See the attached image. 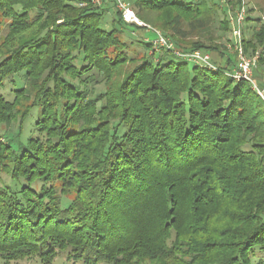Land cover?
<instances>
[{
	"label": "trees",
	"instance_id": "trees-1",
	"mask_svg": "<svg viewBox=\"0 0 264 264\" xmlns=\"http://www.w3.org/2000/svg\"><path fill=\"white\" fill-rule=\"evenodd\" d=\"M243 3L228 0L233 14ZM254 7L248 54L264 52V23L246 35ZM132 9L204 52L222 53L217 24L231 30L216 0ZM104 13L90 0H0V261L264 264L253 261L264 252V102L245 81L150 55V32L131 24L143 34L125 41Z\"/></svg>",
	"mask_w": 264,
	"mask_h": 264
},
{
	"label": "rangeland",
	"instance_id": "rangeland-1",
	"mask_svg": "<svg viewBox=\"0 0 264 264\" xmlns=\"http://www.w3.org/2000/svg\"><path fill=\"white\" fill-rule=\"evenodd\" d=\"M122 1L125 2L126 4H128L132 8L137 0H122ZM192 1L196 2L197 0H192ZM216 1L221 4L222 8H226V9L228 8L227 13H228V18H229V21H230V24H231L230 26H231V29H232V23H231L232 19H231V17L233 16V13L235 12V9L232 8L228 4V0H216ZM91 4H92V6L98 7L101 10L105 11L104 17H103V21H102L105 28L112 29L113 25L115 24L116 28H118L119 30L124 29L122 37H123V39L125 41H134V40L138 39L141 34H143L141 30L135 31L136 33H134L133 27H135V26H131V24H128L126 26L125 25L121 26L117 22V20H116V18H117L116 12H118V11H117V9L115 7V4H114V2L112 0H101V5H95L92 2H91ZM253 4H254V0H244L243 6L240 8V10L242 8H246L245 11H246V15H247L248 14L247 10H249L250 8H253L254 7ZM80 6L81 7H85L86 5L82 4ZM240 10H237L236 13L238 11H240ZM249 16H251L254 21H250L247 24V30H246L247 37H250L251 34H252V31H253L252 30L253 29L252 25L256 26V25H259L260 23H264V11H260L259 9L254 7V10L251 13H249ZM246 18H247V16H246ZM259 19H260V21H258ZM133 25H135V24H133ZM139 27H141V26H139ZM150 27H151L150 29L147 28V27H144V30H146V33L150 32L149 33V37H151V39H154L155 37H157L156 36V32L154 30H156V31H158V32H160V33H162L163 35L166 36L165 32H163L162 30L156 29L155 27H153L151 25H150ZM216 35L217 36H221V39L219 38V40H217V43H218V45H222V47H223L222 48V53L218 52L216 50L213 51V53H211V52H204V51H201L199 49H192V48H190V44L187 43V42H185V44L188 47L187 46L184 47L182 45L180 46L179 44H177V42H175L174 40L170 39L168 36H166V37L169 38L174 43V45L179 49V51H181V52L182 51H184V52L201 51L203 53H208V55L210 57L211 65L214 66V68H215V70H214L215 72H223L225 75H228L232 79H234L236 81H240L241 79H237V78L234 77V75L238 72L237 71V67H238V52H237V50L235 48V45H234V38H233V35H232V30L228 31L227 33H223L219 29V24H217L216 25ZM183 48H188V49H183ZM154 51H157V50H155L153 48V50L149 54L151 55ZM129 52L130 53H141V55H144L142 47L139 46L137 43H134L132 45V47L130 48ZM245 53L248 56H250V57H254V56L257 55V53H259L258 63H256V67L253 69L252 77L254 79V83L253 84H256L259 88H263L264 87V67H261V66L258 67L260 57H262V56L264 57L263 50L260 49V50H258L255 53L248 54L246 52V49H245ZM194 64H195L194 62H190V65L192 67L194 66ZM242 81H245V82L249 83L251 85L252 89L254 90V88H253L254 86L252 85L251 81H248V80H242ZM13 88H14L13 85L10 83V84L6 85V88L3 91V93L6 96V98L9 99V100H12L14 98V95H13V92H12ZM98 88H101V86L98 87ZM34 113H36V112H34ZM35 115H37V113ZM36 119H37V116H34L32 118V120H31L30 124H29L30 120L28 119V121H27V124H29V127H27L29 129L28 131L37 132V130L35 129V120ZM12 128L15 131V134H17L16 133L17 132V129H16L17 126H13ZM25 134L33 135V134H38V133H25ZM3 180L9 185H14V182L12 181V179L9 176H7L6 174L3 175ZM15 187H18V186L15 185ZM69 203H70V201H68L66 199L64 200V206H68ZM260 259H262L263 262H264V252H259L258 258H255L253 261H254V263H257ZM0 264H3V263L0 261ZM20 264H41V262H40L39 259H32V260L23 261ZM54 264H81V263H73V261H70L67 258V254L66 253H64V254L60 253L58 255L57 259L55 260Z\"/></svg>",
	"mask_w": 264,
	"mask_h": 264
},
{
	"label": "built area",
	"instance_id": "built-area-1",
	"mask_svg": "<svg viewBox=\"0 0 264 264\" xmlns=\"http://www.w3.org/2000/svg\"><path fill=\"white\" fill-rule=\"evenodd\" d=\"M115 4L117 11H119L122 15V19L127 24H135L138 26H143L147 28H151L150 25H147L144 22H141L137 17L136 12L125 2L122 0H112ZM95 5H101V0H90ZM246 8H242L236 14H233L231 17L232 23V35L234 38V45L238 52V67L237 73L234 75L235 78L241 80H248L252 82L254 86V91L259 95V97L264 102V87L259 88L254 83L253 69L256 67V63H258L259 53L256 56L250 57L245 53L244 48V33H243V25L246 18ZM148 29V30H149ZM154 30V29H153ZM156 32V36L153 41V47L155 50L159 51L161 49H166L169 52L173 53L176 57L181 59L194 62L196 64L201 65L202 67L215 70L214 66L211 65L210 57L208 53H203L201 51H193V52H184L179 51V49L174 45V43L167 38L162 33L154 30Z\"/></svg>",
	"mask_w": 264,
	"mask_h": 264
}]
</instances>
